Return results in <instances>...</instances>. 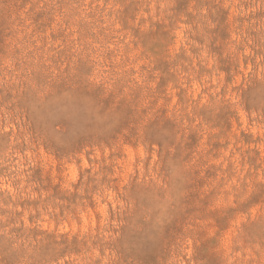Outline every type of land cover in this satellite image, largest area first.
<instances>
[{
    "label": "rangeland",
    "instance_id": "374dc122",
    "mask_svg": "<svg viewBox=\"0 0 264 264\" xmlns=\"http://www.w3.org/2000/svg\"><path fill=\"white\" fill-rule=\"evenodd\" d=\"M0 264H264V0H0Z\"/></svg>",
    "mask_w": 264,
    "mask_h": 264
}]
</instances>
